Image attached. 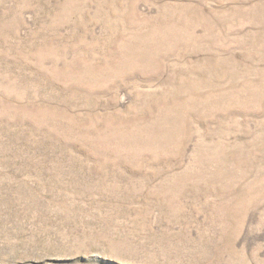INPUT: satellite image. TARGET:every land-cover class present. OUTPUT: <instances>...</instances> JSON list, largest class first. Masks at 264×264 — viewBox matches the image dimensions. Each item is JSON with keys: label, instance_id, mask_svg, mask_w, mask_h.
Instances as JSON below:
<instances>
[{"label": "rangeland", "instance_id": "374dc122", "mask_svg": "<svg viewBox=\"0 0 264 264\" xmlns=\"http://www.w3.org/2000/svg\"><path fill=\"white\" fill-rule=\"evenodd\" d=\"M0 264H264V0H0Z\"/></svg>", "mask_w": 264, "mask_h": 264}]
</instances>
